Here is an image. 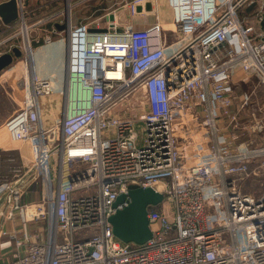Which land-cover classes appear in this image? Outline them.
<instances>
[{
	"label": "built area",
	"instance_id": "built-area-1",
	"mask_svg": "<svg viewBox=\"0 0 264 264\" xmlns=\"http://www.w3.org/2000/svg\"><path fill=\"white\" fill-rule=\"evenodd\" d=\"M147 1H127L124 19ZM17 5L24 19L28 5ZM167 5L169 28L157 15L125 27L121 8L88 22L57 12L22 23L27 32L52 26L43 45L65 46L66 73L56 83L31 62L22 102L3 125L30 159L0 178V246L12 248L1 264H264V137L253 145L264 99L236 95L231 83L238 72L264 83V0ZM22 27L15 47L31 53ZM54 94L60 118L46 127L42 101ZM26 185H38L39 199L22 203ZM129 185L162 188L142 246L121 242L109 223Z\"/></svg>",
	"mask_w": 264,
	"mask_h": 264
},
{
	"label": "crops",
	"instance_id": "crops-1",
	"mask_svg": "<svg viewBox=\"0 0 264 264\" xmlns=\"http://www.w3.org/2000/svg\"><path fill=\"white\" fill-rule=\"evenodd\" d=\"M53 3H56V0H40L39 2H37L36 0H29L26 13H27V18L29 19L30 23L36 22L35 20H33V15H35L34 14L35 12H33L32 10L33 7L38 8L39 12L38 13L36 12V13L37 15H39L40 12L47 11L48 6ZM30 7L31 9L29 10ZM154 11L158 12V14H156L158 16V20L164 27H167V28L171 27V11L169 7H167V5L161 0H148L147 2H144L138 5L137 14L134 16H129V18L127 19L122 18L121 22L125 27L128 26V27H132L135 29H141L154 22L155 20ZM30 14H32L31 15L32 17L29 16ZM120 17H122V15ZM12 24L8 26H12ZM8 26L1 24L0 34L8 30L10 28ZM51 27L52 26L50 24L46 25L45 28L38 27L39 28L38 31L42 33H39V40L35 44H36L37 49L41 48V50L38 51L37 60H36L37 62L36 64H33V66L35 70H37V72L41 76L48 77L52 79L53 81H55L56 83L57 82L61 83L64 80L65 73H66L65 46L63 45L64 51H63L62 63L59 64V63H56L54 60V57L55 56L57 57L58 56L57 53L59 54L61 50L59 43L55 44V45H58L57 47L52 48L50 46H43V41H42V39L45 36H49L51 34L50 32L49 33L47 32L48 28L51 29ZM7 38L11 40L12 37L8 36ZM53 38L56 39V37H53ZM0 41H1V38H0ZM7 46L8 47H6V49L11 47L10 50H7V51L3 50L2 52H0L1 54L10 52L11 49L15 47V45L12 46L11 44H8ZM3 47L4 46L0 47V50ZM22 55H23V52H22ZM26 65L24 61L22 60V57H18V58L14 57L12 63L8 67H6L4 70H2L0 73V99L4 101L5 109L7 107L6 110H3L5 112L0 114V143L2 142V145H0V178L7 176L9 173V170L15 164H23L25 166L28 165V164H25V162L28 159L27 156H29L30 154V149L28 145L24 143H21L19 146L12 145L13 143H11V141L7 138V136L4 134V131H3L4 130L3 125L5 121L13 115L15 110L19 107V105L22 102L23 89H22L21 82H22V78L25 76V73H26L25 71ZM239 73L240 72H238L237 75H240ZM253 81H254V78L245 79L244 77H242L241 81L237 83H234L232 80L231 81L232 88L235 91V94L241 95L242 90L240 88L243 86L245 89L247 86L253 84L254 83ZM236 88H237V92H236ZM260 91L261 92H259L258 89L256 90L254 89V92H257L256 95L260 97L261 99H263L264 92L262 90ZM42 105H43L42 113H41L42 124H44L46 127H50L54 123V117L56 116V114L58 113V110L60 109L59 100L50 99L47 101V103L42 101ZM263 137H264V133H262V135L260 136L259 135L254 136L253 145H259L262 142ZM9 145H12V146H9ZM9 159H13L14 161L11 162L9 161ZM24 189H26V191L23 194V197L21 200L23 203L27 201H34V200L39 199L40 189L38 185H35V186L26 185ZM2 227L3 229L10 230L12 228V224L10 222H4L2 224ZM6 248H7L6 242L5 244H2L0 246V256H1L0 264L6 262L10 258L8 254H11L12 248L11 249H6Z\"/></svg>",
	"mask_w": 264,
	"mask_h": 264
},
{
	"label": "rangeland",
	"instance_id": "rangeland-1",
	"mask_svg": "<svg viewBox=\"0 0 264 264\" xmlns=\"http://www.w3.org/2000/svg\"><path fill=\"white\" fill-rule=\"evenodd\" d=\"M127 1H129V0H56V3L50 4L48 6V10L47 11H42V12H40L39 15H37V13H34L35 15H33V20L36 21L37 19H42L44 17V15H46V13H47V15H51V14L57 13V12L58 13L65 12L66 14H68V12H69L71 14V20H72L73 23L83 22V21L84 22H88V21L92 20L93 17L99 16L100 14H102V13L108 11V10L119 9V8H121L122 10H120L118 12V15H122V18H124V16L127 15L126 14L127 11L124 8V5L126 4ZM161 1L164 2L167 5V0H161ZM155 2H154V4H155ZM167 7H168V5H167ZM30 9H31V7L29 8V10ZM156 14H158V12L157 11H154V15H156ZM31 15L32 14H30L29 16L32 17ZM22 23H26V25L29 26L30 21L27 18V16H25L24 19H21L19 17L18 20L15 21L14 24H12V26H8L7 25L8 27H10L8 30H6L2 34H0L1 40L7 38L8 36L12 37L11 40L9 39L5 43L4 47L1 49L2 51L5 50L6 47H8L7 46L8 44H11L12 46L13 45L19 46L22 43V37H21V34H20V28L22 27ZM101 26L102 27L105 26L104 20H101ZM37 27H39V28L40 27L41 28H45L46 25H41V26H37ZM39 28H36V29L33 28V29L29 30V32H28V37H29V40L31 41L32 52L31 53H29V52H23V55L21 56L22 57V60L25 63V65L27 64L26 65V68H25V71H28L27 70L28 69V65L31 64V62L34 63V64H36V62H37L36 61L37 60V53H38V51L41 50V48L37 49L36 44H35V41L36 40H39V33H42L40 31H38ZM55 37H56V39H58L60 36H55ZM24 38L27 39L26 37H24ZM56 39H55V41H56ZM56 43L57 42H55L50 47H52V48L57 47L58 45H55ZM59 45H60L61 50H60L59 54L57 53L58 56L57 57L56 56L54 57V60H55L56 63H59L60 64V63H62V59H63L64 47H63V44H60L59 43ZM239 74L240 75H237V73H236V74L233 75L232 80H233L234 83L240 82L241 79H242V77H244V73H239ZM25 75H26V73H25ZM23 79H24V77L22 78V81H23ZM253 82H254L253 84L247 86L245 89H244L243 86L240 88L242 90L241 92H242L243 95H245V94H251V95L255 96L254 94H256L257 92L254 93L253 92L254 89L255 90L258 89L259 92H261L260 90L264 91V83L263 82L258 81L256 78H254V81ZM236 92H237V88H236ZM258 94H260V93H258ZM57 97L60 98V99H58ZM50 99H52V100L53 99L59 100L60 109H61L62 98L58 94H54L51 97L45 98L43 100V102L47 103V101L50 100ZM4 105H5L4 104V101L2 99H0V114H2L3 112H5L3 110H6L7 109V107L5 109V106ZM60 109L58 110V113L54 117V121L60 118ZM136 128H137L138 134L139 135H142V132L140 131L141 130V126L139 124H136ZM4 134H5V132H4ZM20 144H21V142H19L17 145L19 146ZM9 146H12V145H9ZM27 157H28V159L25 162V164H29V161L28 160L30 159L29 158L30 157V154ZM243 190L245 192L254 193L251 190L250 186L249 185H246V184L243 186ZM6 249H11V248L9 246H7ZM8 255L10 256V254H8Z\"/></svg>",
	"mask_w": 264,
	"mask_h": 264
},
{
	"label": "water",
	"instance_id": "water-1",
	"mask_svg": "<svg viewBox=\"0 0 264 264\" xmlns=\"http://www.w3.org/2000/svg\"><path fill=\"white\" fill-rule=\"evenodd\" d=\"M39 2L40 0H36ZM29 0H24V5H28ZM20 17L17 0H0V25H10ZM112 16L110 19L112 20ZM59 30L62 26H57ZM22 51L17 47L11 49L10 52L0 55V73L8 67L13 58L21 57ZM33 169L17 183L21 184L24 179L32 173ZM128 197V204L121 210H117L114 215L109 218L114 236L123 243H129L142 246L152 238L149 229V221L147 218L148 208L156 207L163 202L162 188L154 185L148 188H141L135 185L127 187V193L118 196L115 205L122 203ZM3 198L0 200L2 203Z\"/></svg>",
	"mask_w": 264,
	"mask_h": 264
},
{
	"label": "bare ground",
	"instance_id": "bare-ground-1",
	"mask_svg": "<svg viewBox=\"0 0 264 264\" xmlns=\"http://www.w3.org/2000/svg\"><path fill=\"white\" fill-rule=\"evenodd\" d=\"M120 10H118V12H119ZM118 12H117V15H118ZM26 28H25V26H23L22 27V33H23V38L24 37H26L27 39H25L24 38V40H25V43H26V45L27 44H29V41H28V32H27V30H25ZM71 90V92H72V89H70ZM58 98V97H57ZM58 99H60V98H58ZM57 100V99H56ZM51 109V108H50ZM49 111V110H48ZM11 143H13L12 145H17L18 144V142H11ZM0 145H2V142L0 143Z\"/></svg>",
	"mask_w": 264,
	"mask_h": 264
},
{
	"label": "trees",
	"instance_id": "trees-1",
	"mask_svg": "<svg viewBox=\"0 0 264 264\" xmlns=\"http://www.w3.org/2000/svg\"><path fill=\"white\" fill-rule=\"evenodd\" d=\"M48 3V2H47ZM254 9V4L253 5H251V6H249V7H247V8H245L242 12H241V15H244V14H248V13H250L252 10ZM33 12H39V10H38V8L37 7H34L33 9ZM23 203V202H22Z\"/></svg>",
	"mask_w": 264,
	"mask_h": 264
}]
</instances>
